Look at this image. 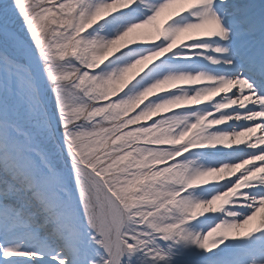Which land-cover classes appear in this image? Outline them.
Masks as SVG:
<instances>
[{"label":"snow or ice","instance_id":"1","mask_svg":"<svg viewBox=\"0 0 264 264\" xmlns=\"http://www.w3.org/2000/svg\"><path fill=\"white\" fill-rule=\"evenodd\" d=\"M0 264H264V0H0Z\"/></svg>","mask_w":264,"mask_h":264},{"label":"rangeland","instance_id":"2","mask_svg":"<svg viewBox=\"0 0 264 264\" xmlns=\"http://www.w3.org/2000/svg\"><path fill=\"white\" fill-rule=\"evenodd\" d=\"M176 7L175 5L173 6V8ZM168 12L172 11V8L170 9H166ZM137 31H142V32H151L154 31V29L152 28V26H145L142 29H138Z\"/></svg>","mask_w":264,"mask_h":264},{"label":"bare ground","instance_id":"3","mask_svg":"<svg viewBox=\"0 0 264 264\" xmlns=\"http://www.w3.org/2000/svg\"><path fill=\"white\" fill-rule=\"evenodd\" d=\"M168 15V11L167 12H163L162 14H161V19H163L165 16H167ZM259 219V217H257V220Z\"/></svg>","mask_w":264,"mask_h":264}]
</instances>
